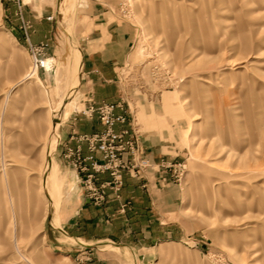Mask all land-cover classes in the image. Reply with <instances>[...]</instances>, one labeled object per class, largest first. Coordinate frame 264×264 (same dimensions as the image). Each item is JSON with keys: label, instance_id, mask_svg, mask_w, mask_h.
<instances>
[{"label": "rangeland", "instance_id": "rangeland-1", "mask_svg": "<svg viewBox=\"0 0 264 264\" xmlns=\"http://www.w3.org/2000/svg\"><path fill=\"white\" fill-rule=\"evenodd\" d=\"M70 1L87 0H59L64 47L41 57L49 68L33 70V56L12 41L0 8V264H80L88 251L62 259L44 238L72 186L59 153L61 128L83 110ZM112 1L135 35L120 72L146 98L135 118L173 147L163 159L171 165L159 168L175 186L174 213L163 218L156 241L163 243L141 252L153 264H264V0ZM49 154L64 179L52 204ZM113 251L121 264H134L133 251Z\"/></svg>", "mask_w": 264, "mask_h": 264}, {"label": "crops", "instance_id": "crops-1", "mask_svg": "<svg viewBox=\"0 0 264 264\" xmlns=\"http://www.w3.org/2000/svg\"><path fill=\"white\" fill-rule=\"evenodd\" d=\"M59 4V0H0L2 22L12 41L27 52L30 46L45 43V55L55 57L64 47V34L58 27ZM69 4H74L68 6L71 12L67 24H73L74 39L78 43L75 48L80 57V74L76 93L83 105L82 111L90 104L118 101L131 90V86L120 80V72L128 64L135 45L130 25L115 14L112 0H87L82 5L70 1ZM72 55L73 51L70 56L67 54V66ZM50 64V60H46L45 67L49 68ZM25 78L33 77L27 73ZM136 90V87L131 90L134 105H147L146 98ZM132 125L153 169L141 179L125 174L120 199L115 200L110 194L108 201L100 207L87 199L77 172L62 154L66 145H76L75 137L93 134L102 126L96 118L80 113L61 128L59 153L72 171V186L65 188L56 211L57 227L49 222L44 233L47 246L58 257L75 260L80 251L82 254L88 250L92 257L85 264H121L113 251L121 248L126 253L134 252V264H153L155 261L149 253L141 251L163 243L156 242L157 236L164 231L163 218L174 213L175 186L167 181L158 166L172 154L173 147L157 129L143 127L136 118ZM83 148L86 151L84 144ZM101 179L107 180L108 176L102 175ZM121 203H128L124 212L119 210ZM105 242L117 246L111 245V251L93 247Z\"/></svg>", "mask_w": 264, "mask_h": 264}, {"label": "built area", "instance_id": "built-area-1", "mask_svg": "<svg viewBox=\"0 0 264 264\" xmlns=\"http://www.w3.org/2000/svg\"><path fill=\"white\" fill-rule=\"evenodd\" d=\"M25 25V24H24ZM47 44L30 46L34 66L43 65L41 57L45 55ZM135 105L126 95L115 102L90 104L82 113L88 118H96L102 126L100 131L90 135L74 138V147L66 145L63 158L77 172L87 199L94 206H103L114 195L120 199L123 177L129 174L134 178H144L153 169V165L142 151L137 131L133 127ZM83 144L86 151H84ZM171 165L162 160L158 166L165 168ZM107 175V180L101 176ZM128 203H121L119 210L124 212ZM79 258L85 264L92 257L90 251Z\"/></svg>", "mask_w": 264, "mask_h": 264}, {"label": "bare ground", "instance_id": "bare-ground-1", "mask_svg": "<svg viewBox=\"0 0 264 264\" xmlns=\"http://www.w3.org/2000/svg\"><path fill=\"white\" fill-rule=\"evenodd\" d=\"M45 63H46V60L43 61V65L45 66ZM77 68H78V63L76 62V65H75ZM37 69V67H32L31 69ZM77 73V72H76ZM77 82V78L75 77L74 80H73V85H75ZM70 103V102H69ZM74 104V103H73ZM71 106V105H70ZM69 111L68 109H66L64 111L63 114H67ZM59 122H55L54 121V125H53V128H52V132H53V137H54V133H55V130H56V127L58 125ZM48 159L49 161L47 162V166L48 169L50 170V173L51 174V177L47 176V186L49 188H51V192L48 194V199L47 201H51V204H52V196H55V198L58 200L61 198L62 194H63V186H62V183H63V176H60L59 173L57 174V168H58V163L56 161H54V159L50 158V154L48 155ZM213 191V190H212ZM219 192V191H217ZM206 200L204 199V196L202 197V202H205ZM52 210V209H51ZM57 220V219H56ZM58 225V224H57ZM57 227V226H56ZM57 229V228H56Z\"/></svg>", "mask_w": 264, "mask_h": 264}]
</instances>
